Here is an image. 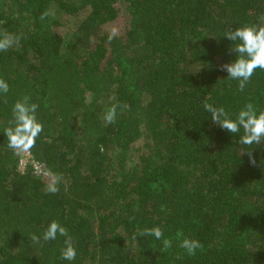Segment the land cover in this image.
Returning a JSON list of instances; mask_svg holds the SVG:
<instances>
[{
	"label": "trees",
	"instance_id": "obj_1",
	"mask_svg": "<svg viewBox=\"0 0 264 264\" xmlns=\"http://www.w3.org/2000/svg\"><path fill=\"white\" fill-rule=\"evenodd\" d=\"M262 15L264 0H0V31L22 37L0 52V264H264V142L239 144L243 129L203 107L264 111V70L243 92L220 70L237 57L227 31ZM24 95L40 106L30 154L46 176L17 171L4 133ZM50 173L63 177L55 194ZM53 220L75 260L61 259L63 236L30 240ZM154 227L161 240L137 235ZM177 231L203 249L188 255Z\"/></svg>",
	"mask_w": 264,
	"mask_h": 264
},
{
	"label": "clouds",
	"instance_id": "obj_2",
	"mask_svg": "<svg viewBox=\"0 0 264 264\" xmlns=\"http://www.w3.org/2000/svg\"><path fill=\"white\" fill-rule=\"evenodd\" d=\"M49 13L45 12L41 19H45ZM260 23L245 24L242 27L230 28L225 37L233 41L235 46L229 49V53H236L237 57L233 62L220 65L221 71L228 73V78L238 81V90L243 92L249 84L251 77L256 69L264 70V15L259 18ZM117 35V29L113 28L109 40ZM21 35H16L0 31V52H6L10 48L19 46ZM9 91L8 83L0 78V94H7ZM39 104L31 102L29 95H24L18 99L12 106V121L9 127H6L4 133L8 140V147L17 155L30 153L35 147L36 140L44 130V125L37 118ZM119 105H112L104 115L106 123L115 122L117 108ZM204 109L211 114V121L221 129L232 134H239L243 129V135H239V144L252 145L264 142V111L256 109L252 102L244 105L233 119L223 106H215L205 102ZM249 162L253 166L256 164L252 152H247ZM50 182L45 186V192L55 194L59 191V185L63 181L60 174L50 173ZM57 235L65 237V247L61 249V259L73 261L76 258L77 250L74 247L73 239L68 230L57 220L50 222L42 236L33 234L30 240L39 244L41 239L45 242L54 241ZM137 235L154 236L161 240L163 232L161 228H145L138 230ZM136 236H133L135 239ZM176 238L181 240V247L185 249L188 255H195L198 249H203L199 240L184 237L183 232L177 231ZM172 247V240H162V250L167 251Z\"/></svg>",
	"mask_w": 264,
	"mask_h": 264
},
{
	"label": "built area",
	"instance_id": "obj_3",
	"mask_svg": "<svg viewBox=\"0 0 264 264\" xmlns=\"http://www.w3.org/2000/svg\"><path fill=\"white\" fill-rule=\"evenodd\" d=\"M19 161H20L19 169L21 171H24L25 170L24 168L29 164L32 167L35 176H46L47 175V168H45L43 164L33 160L30 153L21 155V158Z\"/></svg>",
	"mask_w": 264,
	"mask_h": 264
},
{
	"label": "rangeland",
	"instance_id": "obj_4",
	"mask_svg": "<svg viewBox=\"0 0 264 264\" xmlns=\"http://www.w3.org/2000/svg\"><path fill=\"white\" fill-rule=\"evenodd\" d=\"M126 27H127V23L125 22V20L123 19V18H119V19H117L116 21H113L112 23H110V24H108L107 26H106V31L108 32V33H110L111 34V32H112V29L113 28H115V29H117V35L118 36H120V35H122L123 34V32L125 31V29H126ZM18 163H17V171L19 172V173H22L23 171H21L20 169H19V164H20V158H21V155H18ZM21 166V165H20ZM26 168V167H25ZM24 168V169H25Z\"/></svg>",
	"mask_w": 264,
	"mask_h": 264
}]
</instances>
